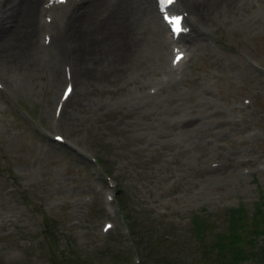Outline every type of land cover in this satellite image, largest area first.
I'll use <instances>...</instances> for the list:
<instances>
[{"label": "rangeland", "instance_id": "obj_1", "mask_svg": "<svg viewBox=\"0 0 264 264\" xmlns=\"http://www.w3.org/2000/svg\"><path fill=\"white\" fill-rule=\"evenodd\" d=\"M41 1H34L33 15ZM58 15L61 25L63 14ZM259 20L249 26L221 22L210 27L214 39L210 35L201 39L182 78L149 101L139 96L138 102L132 95L146 92L152 83L143 80L155 61L140 56L147 32H153L156 40L163 35L153 25L141 36L137 63L123 89L110 93L91 81L80 88L79 97L74 90L61 112L60 130L77 147L87 149H81L84 154L96 155L112 175L115 197L107 212L94 191L98 181L105 184L95 179L85 156L50 142L32 126L33 121L48 125L51 98L62 83V63L60 79L51 80V85L46 63L52 71L61 59L72 66L71 59L37 48L32 49L31 60L20 56V63L36 65L12 72L11 96L0 93V264H114L116 260L127 264L128 243L118 229L105 236L98 232L100 222L113 215L110 220L117 228L120 215L127 218L142 264L233 262L223 245L222 251L214 247L215 241L229 242L227 209L243 208V225L236 228L242 240L253 227L255 201L259 200V219L264 220V174L241 176L240 164L237 172L232 164L240 156H249L250 164L264 157V74L241 60L248 55L264 64V21ZM50 29L47 32L52 34ZM223 42L234 48H225ZM36 44H40L37 39ZM161 49L160 44L157 67ZM3 76L0 72L4 80ZM241 97L249 99L248 106L241 105ZM129 108L134 115L126 113ZM185 113L194 118L207 115L209 120L195 132L178 133L177 117ZM232 116L240 117L239 123H232ZM247 129L255 134L241 140L240 132ZM218 158H223L222 165L212 169L210 162ZM158 207L165 212L158 213ZM165 232L170 239H161ZM260 246L264 250V238L246 242L244 249ZM258 258L251 255L247 264H256Z\"/></svg>", "mask_w": 264, "mask_h": 264}, {"label": "bare ground", "instance_id": "obj_2", "mask_svg": "<svg viewBox=\"0 0 264 264\" xmlns=\"http://www.w3.org/2000/svg\"><path fill=\"white\" fill-rule=\"evenodd\" d=\"M34 1L10 0L9 3L0 1V72L4 74V80L1 77L0 79L7 83V88L11 83L9 78L12 72L18 70L20 66L33 68L36 65L34 61L20 63V56L29 57L31 60L32 49L46 51L36 44L37 37L33 39V35L36 29L38 32L37 21L41 14L50 16V8L53 6L40 5L38 13L33 15ZM183 1L191 8L188 12L189 21L193 24L191 27L197 28L193 34L179 35L176 39V42L181 43L187 51L196 50L198 43L205 36H211L205 31L207 27L211 30L221 22L242 23V13L247 5L253 9L264 8V0ZM62 6L54 8H58L63 14L62 24L51 28L50 30H54L52 34L45 33L48 37L52 36L46 52L49 54L52 51L54 56L65 55L71 59L72 66L65 62L69 65L76 96L79 97L80 88L91 81L110 93L123 89L126 77L137 63L135 56L142 43V35L153 26L161 29V24L163 35L160 53L161 67L164 69L163 62L169 42L167 27L157 18L158 14L152 0H73L68 8H61ZM153 10L155 13H151ZM165 70L169 71L165 72L166 75L173 73L172 78L177 73L176 68L165 67ZM58 79L59 69L54 66L51 80L56 82ZM4 90L3 84L1 91ZM126 110L127 112H124L131 115L135 113L132 112L134 109Z\"/></svg>", "mask_w": 264, "mask_h": 264}, {"label": "trees", "instance_id": "obj_3", "mask_svg": "<svg viewBox=\"0 0 264 264\" xmlns=\"http://www.w3.org/2000/svg\"><path fill=\"white\" fill-rule=\"evenodd\" d=\"M239 209H234V210H230L229 212V225L231 227L230 229V233L228 235V239H229V242L227 243L228 244V247L226 248L228 254L231 256L232 259H238V258H241V257H244L245 254H249L248 256L251 257V255H259V258H258V262H256V264H264V255H263V249L261 247H258V250H252V249H249V251H247L246 249H243L241 246H237L235 243L240 241V235L237 231V227L241 226L243 223L241 222L240 220V213H239ZM259 232H264V222L263 224L259 227V226H256L251 229L248 233V235H246L247 238H249L250 234L252 233L253 236H255L256 234H258ZM221 245H220V244ZM224 242L222 241H215L214 244H216L214 247H216L218 250L222 251L223 250V245ZM234 245V246H233Z\"/></svg>", "mask_w": 264, "mask_h": 264}, {"label": "snow or ice", "instance_id": "obj_4", "mask_svg": "<svg viewBox=\"0 0 264 264\" xmlns=\"http://www.w3.org/2000/svg\"><path fill=\"white\" fill-rule=\"evenodd\" d=\"M59 2L63 3L65 2V0H59ZM176 2V0H160V4H161V10H163V6L164 5H172ZM165 19L168 21V23L170 25H172V31L174 33H179L181 32L183 29L182 27L180 26V17H173L171 19H169L167 16L165 17ZM182 57L180 56H177L176 60L177 62L181 59ZM72 92V88L71 86H69L67 88V90L64 92V97L67 98L70 93ZM59 139V138H58Z\"/></svg>", "mask_w": 264, "mask_h": 264}]
</instances>
